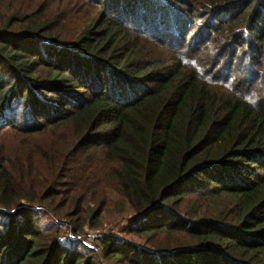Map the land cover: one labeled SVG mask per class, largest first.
<instances>
[{
  "label": "trees",
  "instance_id": "16d2710c",
  "mask_svg": "<svg viewBox=\"0 0 264 264\" xmlns=\"http://www.w3.org/2000/svg\"><path fill=\"white\" fill-rule=\"evenodd\" d=\"M0 264H264V0H0Z\"/></svg>",
  "mask_w": 264,
  "mask_h": 264
},
{
  "label": "rangeland",
  "instance_id": "374dc122",
  "mask_svg": "<svg viewBox=\"0 0 264 264\" xmlns=\"http://www.w3.org/2000/svg\"><path fill=\"white\" fill-rule=\"evenodd\" d=\"M157 26V24H155ZM158 27V26H157ZM168 28V34L169 37L172 38V35L174 38H177V35L174 34L173 30L169 25H166ZM158 31V30H157ZM160 32V31H158ZM196 30H192L191 32V38L194 37L193 35L195 34ZM196 35V34H195ZM183 54H185L184 51H182ZM227 57V56H225ZM239 62V59L236 60L235 66L237 67ZM248 62L246 63L245 66L240 68V71L237 72V69L233 67L232 72L230 76L232 77V80H237V75L240 74L244 79L247 77V71L245 70L248 67ZM239 82V81H238ZM52 217V216H51ZM49 218V217H47ZM53 219V218H52ZM47 222V220H45ZM96 228L90 229L89 227H86L84 230V233L80 235L78 238L91 250H101L98 246V240L97 238L102 235V236H110L116 241L119 240H135V238L125 230L126 228L136 225L137 224V219L132 214V212L128 209L127 204L122 201V199L118 198L117 196L113 195L107 205V208L105 211L102 213L101 219L99 220ZM65 231V230H64ZM98 236L97 238H94L93 236ZM66 242V241H64ZM68 244H66L67 246ZM100 252V251H99ZM97 252V253H99Z\"/></svg>",
  "mask_w": 264,
  "mask_h": 264
},
{
  "label": "built area",
  "instance_id": "2783aa9c",
  "mask_svg": "<svg viewBox=\"0 0 264 264\" xmlns=\"http://www.w3.org/2000/svg\"><path fill=\"white\" fill-rule=\"evenodd\" d=\"M94 238H96V236H93Z\"/></svg>",
  "mask_w": 264,
  "mask_h": 264
}]
</instances>
